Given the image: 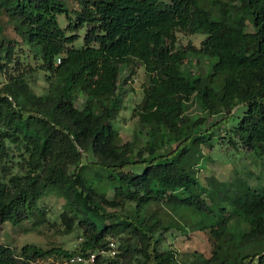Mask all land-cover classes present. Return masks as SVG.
<instances>
[{
  "label": "trees",
  "instance_id": "16d2710c",
  "mask_svg": "<svg viewBox=\"0 0 264 264\" xmlns=\"http://www.w3.org/2000/svg\"><path fill=\"white\" fill-rule=\"evenodd\" d=\"M7 25L17 57L14 46L3 49ZM178 34L205 38L179 48ZM201 57L214 63L194 73ZM137 64L149 79L132 112L147 130L143 147L123 143L113 125L123 108L119 74ZM36 71L47 85L41 95L27 82ZM0 74V224L44 217L38 204L50 188L63 201L64 234L81 239L72 253L0 246V264L91 254L93 264H182L159 249L157 234L169 228L151 204L181 220L206 218V264H264V248L253 251L264 243V184L239 192L237 221L230 190L197 177L202 147L264 156V0H0ZM79 95L91 98L84 109ZM193 101L206 116L185 113Z\"/></svg>",
  "mask_w": 264,
  "mask_h": 264
},
{
  "label": "rangeland",
  "instance_id": "374dc122",
  "mask_svg": "<svg viewBox=\"0 0 264 264\" xmlns=\"http://www.w3.org/2000/svg\"><path fill=\"white\" fill-rule=\"evenodd\" d=\"M71 4H72V0ZM234 12H239L236 9ZM242 14V13H239ZM65 16L58 17V25L64 29L66 27ZM2 32V31H1ZM4 39V47L14 46V56L21 54L19 45H13L14 41L19 39L12 31V28L7 25L2 32ZM84 33L80 34L76 46L83 45ZM205 36L198 34L195 36H187L184 34L177 35V46L184 48L186 46L199 47L200 42ZM195 61V60H194ZM214 60L200 58L197 68L192 67L194 73L196 71L205 72L210 69ZM25 63L34 66L32 60H27ZM130 68H122L119 74V83H123L122 87V110L118 113L114 120V128L118 131L123 143L129 142L131 139L135 141L138 147H143L146 144V129H141L137 118L133 117L132 112L135 105L140 103L142 98V89L147 86L149 79L146 76L144 69L140 65H136L133 70V75H129ZM5 82V77L0 74V85ZM29 86L37 95H41L46 90L44 82V73L36 71L27 79ZM122 86V85H121ZM91 101V98L85 95H79L76 106L80 109ZM244 108L240 107L237 111V116H241ZM184 111L188 115L198 114L206 116L202 113L198 102L193 101L185 104ZM219 116L210 117L202 127H209L214 122L218 121ZM236 122V119H235ZM217 126L214 127L216 129ZM203 128H201L202 130ZM205 155L201 164L197 166V177L202 186H207L208 183L217 182L230 190L232 196L237 200V207L229 215V219L242 221V204L238 200L239 192L245 184L254 188L264 184V156L260 158L254 154H245L242 151H233L222 153L218 149L208 153L205 147L201 148ZM89 161H96L91 150L87 154ZM212 195V194H211ZM214 199L216 197L214 196ZM39 210L44 209V217H40L37 212L32 218L22 224L13 225L11 223L0 224V246L21 247L27 244H33L42 248H61L70 253L75 251L78 244L81 242L78 231L72 234H64V228L60 221V215L63 212V201L59 199L53 189H46L42 200L39 202ZM149 212L155 214L159 219H162L168 231H162L157 234L159 238V249L169 248L175 252L177 260L182 264H206V260L212 254V246L209 240L207 230H204L206 218L195 220L191 213L181 214L186 217V220L180 219L174 215L169 208L161 204H151L146 208ZM125 212V211H123ZM222 221L221 218H215ZM228 219V220H229ZM43 220L41 224H34ZM203 222V224L201 223ZM218 230V229H217ZM264 248V243L257 244L253 247V251L260 252ZM232 255V252L230 253ZM45 264H74L67 261L50 259Z\"/></svg>",
  "mask_w": 264,
  "mask_h": 264
},
{
  "label": "built area",
  "instance_id": "2783aa9c",
  "mask_svg": "<svg viewBox=\"0 0 264 264\" xmlns=\"http://www.w3.org/2000/svg\"><path fill=\"white\" fill-rule=\"evenodd\" d=\"M111 255H114V252H111ZM95 261V255L91 254L89 257H81V256H75L73 257L70 262L74 264H93Z\"/></svg>",
  "mask_w": 264,
  "mask_h": 264
}]
</instances>
